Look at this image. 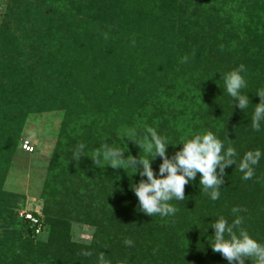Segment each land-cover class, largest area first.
Wrapping results in <instances>:
<instances>
[{
  "label": "trees",
  "instance_id": "obj_1",
  "mask_svg": "<svg viewBox=\"0 0 264 264\" xmlns=\"http://www.w3.org/2000/svg\"><path fill=\"white\" fill-rule=\"evenodd\" d=\"M188 4L193 15L178 17V8L188 10ZM213 11L235 32L223 44L215 38L220 30ZM50 14L60 21L56 29L34 38ZM7 22L13 23V36ZM22 28L31 42L15 37ZM3 29L0 264H98L100 252L110 264H229L212 251L211 222L223 216L231 223L233 207L246 209L238 213L242 227L264 244V121L259 131L251 127L260 100L256 93L264 89V0H10ZM165 33L177 37L176 48L167 46ZM185 55L188 62L181 63ZM241 64L247 81L242 94L250 99L243 111L221 79ZM55 109H64V119L40 195L42 206L21 215L25 197L21 201L4 189L11 161L18 147L25 151L21 135L27 115ZM145 126L171 144L211 131L224 150H236L237 163L249 150L259 149L262 156L249 180L242 179L235 164L226 168L218 200L202 191L197 173L185 186L187 199L170 202L178 208L175 215L150 217L138 211L129 187L140 181L138 173L94 167L87 156L72 159L79 144L92 155L105 138L118 145L124 129H136L140 139ZM125 142L138 157L140 149ZM182 146L169 145L167 155ZM161 163L159 157L152 162L157 174ZM73 222L93 228L89 242L73 240ZM46 225L44 238L40 232ZM126 238L132 246L124 244ZM82 250L93 254L78 255Z\"/></svg>",
  "mask_w": 264,
  "mask_h": 264
},
{
  "label": "clouds",
  "instance_id": "obj_2",
  "mask_svg": "<svg viewBox=\"0 0 264 264\" xmlns=\"http://www.w3.org/2000/svg\"><path fill=\"white\" fill-rule=\"evenodd\" d=\"M107 38L105 34V39ZM195 55L194 50L192 56ZM188 59L189 57L185 55L181 57L180 62L187 63ZM244 72L246 68L241 64L221 77L227 94L233 102L238 101L236 107L242 111L250 103L249 96L242 94V89L247 87V81L242 75ZM256 95L260 100L255 104L251 127L254 131H259L261 122L264 121V89L258 90ZM136 137V129H124L117 137L118 145L109 143L110 138H105L92 155L85 152L84 144H79L73 152L72 159L79 162L82 157L87 156L92 159L94 167L103 169L110 166L114 170L122 168L127 174L131 168L133 174L138 173L140 181L130 184L129 187L138 198V211L150 217L159 215L164 218L175 215L178 208L170 202L174 199L184 202L187 199L185 186L196 179L197 173L200 174L199 185L202 186V191L209 194L211 200H218L219 189L226 175L225 169L235 164V168L243 174L242 179L249 180L255 175V166L262 156L259 149L249 150L237 163L236 150L231 146L224 150V143L211 131L197 133L191 138L171 144L167 137L160 135L155 128L145 126L143 136L140 139ZM125 138L140 149L138 157L131 155ZM181 143L182 148L169 157L168 146ZM126 152H129L127 156ZM157 157L162 160L158 174L152 168V162ZM231 211L235 217L231 223L223 216L211 222V228L214 229L210 243L212 251L221 254L229 264H246V261H250V264H264V244L249 235L242 227L243 217L238 215L246 209L233 207ZM124 244L130 247L133 241L126 238ZM92 254L87 250L78 253L84 257H90ZM105 257V253L100 252L98 264H110Z\"/></svg>",
  "mask_w": 264,
  "mask_h": 264
},
{
  "label": "rangeland",
  "instance_id": "obj_3",
  "mask_svg": "<svg viewBox=\"0 0 264 264\" xmlns=\"http://www.w3.org/2000/svg\"><path fill=\"white\" fill-rule=\"evenodd\" d=\"M10 0H0V34L3 32V23H5V12L7 9V5ZM184 4V3H183ZM191 4L186 5L188 10H184L182 8H178L179 16L184 14V16H192L193 10L190 11ZM243 8H245L243 6ZM241 9V8H240ZM48 14L51 12V9H46ZM199 14V13H197ZM221 13H216L213 11L212 20L213 22L217 20L219 22V34L218 37H215L216 40H221L222 44L224 41L228 40V37L231 33H235L234 30L226 27V23L223 18L220 16ZM51 20L49 26H47L48 20L44 21V25H39V29L34 33L35 37L46 36L51 31L53 32L60 21L57 18V15L50 14L46 16ZM177 20V18H176ZM9 26H13L12 22H7ZM213 24V23H212ZM177 27H179L176 22ZM47 26V27H46ZM25 27V25H24ZM27 28V27H26ZM16 30V28H15ZM27 29H21L16 31L15 37H20L21 41L25 42L28 39L29 42L32 40L28 38ZM213 30V29H212ZM14 26L11 28V33L13 36ZM218 32V31H216ZM177 33V32H176ZM166 41H168L167 46L171 48H176L178 45V39L174 34L165 33ZM27 38V39H26ZM35 41V39H34ZM229 41V40H228ZM22 42V44H23ZM218 42V41H217ZM24 45V44H23ZM218 47L221 46L218 44ZM27 48V47H24ZM64 119V109H55L50 111H38V112H30L25 120L23 132L21 135V140L29 139L34 145L35 149L32 152L22 151L19 147L17 152L12 158L11 167L8 171L4 189L8 192H12L14 194L19 195L21 201L23 197H25V206L24 209L20 210H34L40 211L42 206V201L40 199V195L43 189L44 181L47 176L48 168L53 159V155L55 153V148L57 146L59 140V134L62 126V122ZM10 199V197H9ZM12 199H10L12 205ZM15 202V201H13ZM16 203V202H15ZM14 205V204H13ZM19 209L14 207V211L18 212ZM20 212V213H21ZM44 218V217H43ZM47 230L41 231L40 236L47 238L48 236V227L46 225ZM72 237L73 240L79 242H89L92 238L93 228L87 224L73 222L72 224Z\"/></svg>",
  "mask_w": 264,
  "mask_h": 264
},
{
  "label": "built area",
  "instance_id": "obj_4",
  "mask_svg": "<svg viewBox=\"0 0 264 264\" xmlns=\"http://www.w3.org/2000/svg\"><path fill=\"white\" fill-rule=\"evenodd\" d=\"M21 147L22 149H24L25 151L27 152H32L34 151L35 147L34 145L32 144V142L29 140V139H24V140H21ZM24 213V211L21 212V215ZM26 216L28 218H31L34 222H37L38 219L33 217L31 214L27 213Z\"/></svg>",
  "mask_w": 264,
  "mask_h": 264
}]
</instances>
